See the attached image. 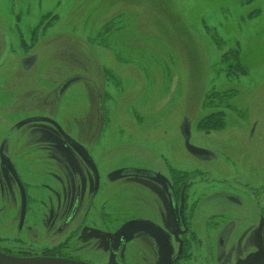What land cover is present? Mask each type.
<instances>
[{
  "label": "rangeland",
  "instance_id": "374dc122",
  "mask_svg": "<svg viewBox=\"0 0 264 264\" xmlns=\"http://www.w3.org/2000/svg\"><path fill=\"white\" fill-rule=\"evenodd\" d=\"M227 51L243 76L225 72ZM0 65V160L26 178L24 163L68 164L52 127L22 125L32 116L55 120L103 171L142 153L189 168L184 116L238 141L243 159L264 135V0H0ZM74 76L85 79L57 99Z\"/></svg>",
  "mask_w": 264,
  "mask_h": 264
},
{
  "label": "flooded vegetation",
  "instance_id": "af4514ba",
  "mask_svg": "<svg viewBox=\"0 0 264 264\" xmlns=\"http://www.w3.org/2000/svg\"><path fill=\"white\" fill-rule=\"evenodd\" d=\"M184 118L189 144L209 158L185 149ZM193 121L177 126L189 168L142 153L103 171L55 120L26 118L24 126L53 128L44 135L68 164L47 172L30 161L20 166L26 178L0 160V255L27 264H264L252 261L264 251V135L243 159L238 141L194 132Z\"/></svg>",
  "mask_w": 264,
  "mask_h": 264
},
{
  "label": "water",
  "instance_id": "95a60500",
  "mask_svg": "<svg viewBox=\"0 0 264 264\" xmlns=\"http://www.w3.org/2000/svg\"><path fill=\"white\" fill-rule=\"evenodd\" d=\"M35 57L34 56H29L28 58H26L23 63L26 67V70H29L31 68V66L35 63ZM80 76L77 77H72L70 79H68L67 81H65L60 89L58 90V94H57V98H61V96L65 93V91L69 88V86H71L73 83L79 81V80H83V78H79ZM34 121H45L47 123H50L51 125L53 124L60 132L61 129L60 127L52 120L48 119V118H35ZM63 133V132H62ZM180 133L183 137L184 140V147L188 152L193 153L194 155L198 156L201 159H205V158H209L210 153L208 151H205L203 149H199V148H195L192 145L189 144V138H190V129H189V120L187 118L183 119V122L180 126ZM264 260V251H262L259 255H257L256 257L253 258V262L255 261H263ZM0 264H27L23 263L21 261H17L15 259H9L6 257H3L0 255Z\"/></svg>",
  "mask_w": 264,
  "mask_h": 264
},
{
  "label": "trees",
  "instance_id": "16d2710c",
  "mask_svg": "<svg viewBox=\"0 0 264 264\" xmlns=\"http://www.w3.org/2000/svg\"><path fill=\"white\" fill-rule=\"evenodd\" d=\"M111 22L112 21H109L106 24H104L103 28L109 29L110 27H112ZM108 31H105V32H108ZM111 42H113V41H111ZM230 54H232V55L234 54L236 56V54L232 51H227L224 54H222V60L231 59V61L228 64L224 65V70H225V72L227 71L229 73L228 75L230 76V78H232V77L234 79L239 78L240 76H243L245 74V68L242 65L238 64V61L235 59V57H234V59L230 58L229 57ZM236 57H238V55Z\"/></svg>",
  "mask_w": 264,
  "mask_h": 264
}]
</instances>
